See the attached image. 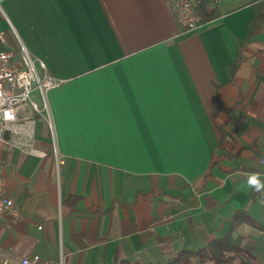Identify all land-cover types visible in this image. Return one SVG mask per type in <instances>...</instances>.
<instances>
[{"label": "crops", "instance_id": "0c3cea01", "mask_svg": "<svg viewBox=\"0 0 264 264\" xmlns=\"http://www.w3.org/2000/svg\"><path fill=\"white\" fill-rule=\"evenodd\" d=\"M2 3L22 11L31 33L20 41L66 81L46 95L53 131L36 124L46 155L0 149L19 210L0 223V251L164 264L221 238L244 212L257 226L236 224L241 251L192 264H264V205L246 185L249 173L264 178V0H223L194 31L166 0ZM255 12L261 29L245 43Z\"/></svg>", "mask_w": 264, "mask_h": 264}, {"label": "built area", "instance_id": "2783aa9c", "mask_svg": "<svg viewBox=\"0 0 264 264\" xmlns=\"http://www.w3.org/2000/svg\"><path fill=\"white\" fill-rule=\"evenodd\" d=\"M222 1L166 0L175 22L185 31L197 30L219 16ZM0 40L4 42L1 32ZM65 81L48 74L45 63L32 55L22 42L16 49L5 48L0 51V149L37 157L46 155L37 147L36 124L43 120L53 131L46 95ZM34 93L39 97L40 104L34 99ZM52 152L59 161L54 143ZM6 215L16 220L19 210L14 199L6 194L5 179L0 175V223ZM0 257V264H51L36 253L11 260L9 252L0 251Z\"/></svg>", "mask_w": 264, "mask_h": 264}, {"label": "trees", "instance_id": "16d2710c", "mask_svg": "<svg viewBox=\"0 0 264 264\" xmlns=\"http://www.w3.org/2000/svg\"><path fill=\"white\" fill-rule=\"evenodd\" d=\"M260 6V5H259ZM257 6V9L258 7ZM247 35L245 38V43L252 40L254 35L259 32L261 29L260 25V14L255 12L254 18L251 22L247 25ZM5 47L0 40V51L4 50ZM236 67V64L232 66V69ZM222 133L220 138V143L222 142ZM251 197H255L259 195L252 190H250ZM246 221L249 224L255 226L256 224L253 220L246 215L244 212H239L233 217L232 225L224 236L221 238H217L209 242L202 250L194 252L188 249H181L178 254H176L172 259L167 261L164 264H192V259L194 256L199 255L200 253H204V257L212 260L214 263H219L225 259L228 254L237 253L241 251V245L239 239L232 238V232L236 226V224L240 223L241 221ZM257 226V225H256ZM264 228V227H262ZM120 264H152V263H145L140 261L129 262V261H121Z\"/></svg>", "mask_w": 264, "mask_h": 264}, {"label": "rangeland", "instance_id": "374dc122", "mask_svg": "<svg viewBox=\"0 0 264 264\" xmlns=\"http://www.w3.org/2000/svg\"><path fill=\"white\" fill-rule=\"evenodd\" d=\"M21 12L22 11L18 10V8L8 10L5 8V6L2 3L1 9H0V20H1L0 25L3 28V30L0 32L2 33V36L4 37V39L6 40L7 46L10 48H14L15 43L16 45H18L21 42L17 34H20L21 37L25 40V36L28 34L27 32L31 33L29 22L27 21L25 23V20H23L24 15ZM32 42L34 45L36 44L42 47L44 46L43 43H41L36 38H34ZM39 46L37 48L38 50H41L42 47L40 48ZM63 91H66V90L63 89L62 92ZM33 96H34V99L38 101L39 103V100H40L39 97L36 94H33Z\"/></svg>", "mask_w": 264, "mask_h": 264}, {"label": "clouds", "instance_id": "9594fccd", "mask_svg": "<svg viewBox=\"0 0 264 264\" xmlns=\"http://www.w3.org/2000/svg\"><path fill=\"white\" fill-rule=\"evenodd\" d=\"M246 185L253 192L259 194V203L264 205V178L259 172H253L246 175Z\"/></svg>", "mask_w": 264, "mask_h": 264}]
</instances>
